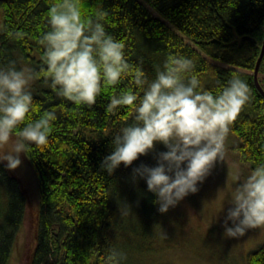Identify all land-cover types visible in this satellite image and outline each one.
I'll list each match as a JSON object with an SVG mask.
<instances>
[{
  "label": "trees",
  "instance_id": "1",
  "mask_svg": "<svg viewBox=\"0 0 264 264\" xmlns=\"http://www.w3.org/2000/svg\"><path fill=\"white\" fill-rule=\"evenodd\" d=\"M54 2L0 0V66L15 63L18 70L37 73L30 115L36 119L53 111L57 117L48 143L27 153L40 191L30 264H106L112 248L125 254L124 264H135L138 256L160 253L167 240L161 242L156 197L143 180L132 181V168L121 165L111 176L101 170L111 136L134 117L127 106L106 112L109 100L129 89L142 95L133 85L135 69L154 78L170 55L193 59L194 74L214 94L238 74L251 98L231 126L229 154L247 176L264 163V95L254 81L264 39V0H82L86 17L102 3L105 29L123 44L132 68L120 84L105 86L91 108L59 97L41 72L46 66L39 41L50 28ZM259 81L264 88V57ZM159 148L165 149L157 145L156 152ZM140 164L155 166L153 154L132 167ZM27 204L19 177L0 164V264L9 262ZM245 264H264V242L248 253Z\"/></svg>",
  "mask_w": 264,
  "mask_h": 264
},
{
  "label": "clouds",
  "instance_id": "2",
  "mask_svg": "<svg viewBox=\"0 0 264 264\" xmlns=\"http://www.w3.org/2000/svg\"><path fill=\"white\" fill-rule=\"evenodd\" d=\"M82 0H57L48 11L49 30L39 43L43 48L41 69L49 86L65 101L91 108L105 86H115L132 71L124 46L104 26L107 15L102 3L94 16L82 13ZM194 60L170 55L154 78L139 67L131 89L110 98L106 112L127 106L134 112L131 123L111 136V152L101 170L111 176L123 165L132 168V181L143 180L152 193L161 215L176 208L224 159L231 126L251 98L250 89L238 74L218 94L206 90L194 74ZM38 74L31 68L17 69L15 63L0 66V164L8 171L22 165L33 146L48 143L55 112L34 111L31 82ZM163 145L166 151L156 152ZM153 154L155 166L140 164L141 157ZM223 234L243 237L264 228V163L253 168L234 189L224 209ZM123 252L112 248L106 264H124Z\"/></svg>",
  "mask_w": 264,
  "mask_h": 264
},
{
  "label": "rangeland",
  "instance_id": "3",
  "mask_svg": "<svg viewBox=\"0 0 264 264\" xmlns=\"http://www.w3.org/2000/svg\"><path fill=\"white\" fill-rule=\"evenodd\" d=\"M35 84L33 79L30 87ZM232 142L229 133L224 159L199 186V191L162 215L160 241L167 240L166 248L158 254L134 258L135 264H245L248 253L264 242V228L250 230L234 239L223 234L224 209L234 189L246 177L229 154ZM163 151L166 149L159 148L157 153ZM21 159V167L13 172L22 182L28 204L8 264H30L37 240L39 180L28 158Z\"/></svg>",
  "mask_w": 264,
  "mask_h": 264
},
{
  "label": "water",
  "instance_id": "4",
  "mask_svg": "<svg viewBox=\"0 0 264 264\" xmlns=\"http://www.w3.org/2000/svg\"><path fill=\"white\" fill-rule=\"evenodd\" d=\"M263 57H264V39H263L261 52H260L259 58L257 60L256 67H255V72H254L255 84H256L257 88L259 89V91L264 95V88L262 87V85L260 84V81H259V69H260Z\"/></svg>",
  "mask_w": 264,
  "mask_h": 264
}]
</instances>
